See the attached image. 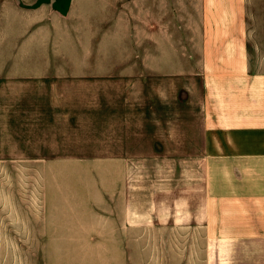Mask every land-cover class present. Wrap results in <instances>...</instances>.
I'll return each instance as SVG.
<instances>
[{"label":"crops","instance_id":"crops-1","mask_svg":"<svg viewBox=\"0 0 264 264\" xmlns=\"http://www.w3.org/2000/svg\"><path fill=\"white\" fill-rule=\"evenodd\" d=\"M118 1L119 7H113L120 15L115 28L126 21L122 15L129 13L126 6L130 5ZM117 3L113 0L111 5ZM196 3L185 0L184 26L176 38L181 28L169 16L168 3L135 1L133 71L128 65L131 59L123 53V37L117 32L110 31L111 39L102 54H91L95 23L102 20L90 9L93 1L82 2L78 14L72 16L82 46L75 59L89 65L73 75L77 79L74 89L65 88L59 75L50 76L47 70L26 74L10 66L5 69V64L14 60L1 54L0 128L5 130L0 129V135H17L10 126L17 125L12 113L20 103L25 102V110L35 113L25 119L29 128L20 131L24 149L2 146L0 159L53 157L43 153L48 151V131L38 127L46 126L47 112L58 116L55 112L64 108L66 98L75 110L103 111L105 116L102 154L61 158L103 160V193L95 187L93 194L96 200L103 198L109 212L72 220L56 216L45 221L40 217L35 221L40 229L37 233L56 239L58 246L62 237L72 239L77 252L98 251L107 257L106 264H264V0ZM47 7L44 3L37 8H17L15 0H5L0 5V28L22 30L24 36ZM16 36L6 37L12 52ZM144 78L149 81V94L143 91ZM15 79L25 82L13 84ZM47 79H51L50 85ZM134 79L138 81L131 85ZM130 94L142 101L135 108V118L124 117ZM149 106L151 117L144 118ZM179 106L184 110L183 119H177ZM177 126L183 128L178 139L173 130ZM161 133L163 146L159 145ZM33 143H37L34 148ZM129 158H179L192 160L193 167L189 164L177 178L175 162L168 171L157 167V175H167V180L152 184L151 214L145 215L147 187L138 180L135 193L129 188L125 161ZM132 194L136 213H129ZM66 223H71L67 229L73 230L60 233ZM193 239L199 240L195 261Z\"/></svg>","mask_w":264,"mask_h":264},{"label":"rangeland","instance_id":"rangeland-1","mask_svg":"<svg viewBox=\"0 0 264 264\" xmlns=\"http://www.w3.org/2000/svg\"><path fill=\"white\" fill-rule=\"evenodd\" d=\"M4 1L0 0V5ZM23 1H33L34 3L36 0H15L16 7L25 8L23 7L25 5ZM84 1L73 0L70 9L64 15L52 9L50 3H46L48 4L47 11L39 13V19L37 21L33 20L34 23L25 32L24 36L22 34L24 31L22 30L14 31V29L7 30L0 28V44L2 45V42L6 43L4 46H0V50H9L8 53L0 52V57L3 56L1 54H6L10 55L11 59L14 60L11 63H6L5 69L10 66L9 69H16L19 72L23 71L26 74H34L33 72H36V70H47L50 76L59 75L58 80L64 82L65 88L74 89L77 79L73 75L80 73L83 68L87 70L89 65L88 63L79 62L78 58L75 59V56L81 54L82 46L79 45V41L81 40L78 39V30L74 29L75 22L73 23L72 16L78 14L79 5ZM91 1H93L94 5H91L90 9L94 13H98L97 18L102 20V23L99 21L95 23L96 29L94 31L91 54H102V51L105 49L104 45L111 39L109 37L110 31L114 34L117 32L123 37L125 44L123 53L131 59L128 65H131L134 71L136 66V16L134 11L136 0H120L126 1L130 5L126 6L129 13L124 16L122 15L126 21L122 26L118 25V28H115L114 21L120 15L117 14L113 7H119L118 4L120 2L117 0L118 3L115 6L114 4L111 5L113 0ZM164 2L165 4L168 3L169 16L181 28L180 32L177 31L176 38H178V34L182 33V27L184 26L185 0H164ZM193 4H197L196 0H193ZM186 5L189 6V3ZM163 13L165 14V12ZM162 16H167V14L160 15V17ZM150 28L151 26L148 29ZM146 33L150 34L151 32L147 31ZM13 34L17 35V39L14 41V52H12V46H8L9 41L6 38L10 35L13 36ZM23 54L26 55L23 56ZM12 56L14 57L12 58ZM95 65H99L101 68L104 66L102 63H96ZM12 81L13 84L17 85L25 82L24 79ZM45 81L50 85L51 79ZM137 81L134 79L130 84L132 85V83H136ZM143 82L145 83L143 91L149 94L151 88L150 86L148 87V79L144 78ZM139 91L137 90V92ZM134 95H128L124 117L126 114L128 118H135V108L137 105L142 104V101L136 99L137 96ZM21 97L26 99L24 96H15L16 99H20ZM0 102L2 101L0 100ZM63 102L62 106L64 108L55 112L58 116L53 117L52 114L54 112H47L44 117L46 126L38 127V130L42 132L48 131V135L45 137L48 151L43 153L53 157L43 160L22 158L0 159V264L107 263V257L98 251L90 249L77 252L73 248L72 239L62 237V239L58 240V246V244H55L56 239L46 238L45 235L37 233L40 229H36L39 224L35 221L40 217L45 221H50L56 216L72 220L75 217L105 214L108 211L104 207V204H102L103 198L99 197V200H96L93 194L95 187H98L101 192L104 188L102 178L103 160L61 158L63 155H93L103 153L105 150L103 133L104 112L99 111L95 113L88 110H75L73 104L69 103L68 98ZM24 103H20L21 105L17 106L16 110L12 113L14 114L12 120L14 122L17 121V125L14 126L12 124L10 127L16 130L17 135L12 138L1 134L0 147L15 145L16 150L24 149V144L19 142L21 138L20 131L23 132L29 128L30 125H27L28 123L25 122V119H28L30 114L32 118L35 113L33 110L30 112L25 110L22 105ZM122 103H124L123 99ZM144 104L146 106V101ZM178 108L177 111H180V116L177 119H183V107L179 106ZM148 109L149 111L143 112L144 118L151 117V106ZM162 114L161 111L160 117H162ZM139 117V112H137V118ZM0 129L1 131L5 130L3 127ZM130 129L134 130V128ZM173 130L176 131L177 139L182 137V127L177 126ZM162 139L165 138H161L159 145L162 144L163 146ZM179 144L180 146L183 145L182 143ZM32 146L34 148L37 146V143H33ZM1 151H3L1 153H12L6 150ZM125 161L127 163L129 185H131L129 188L132 189V192L135 193L138 180L140 184L144 183V187H147L146 192H148L149 198L148 206L144 208L143 212L145 215L151 214L152 184L158 180H167V175H157V169L165 167V170L168 171V166L174 167L173 162H175L177 178L180 174L182 176L184 169L190 168L189 164L193 167L192 160L179 158L175 160L129 158ZM135 202V195H129V213H136L137 206L134 204ZM71 225V223H66L64 228L59 230V232L66 233V230H68L71 233L73 229H67V226L70 227ZM191 243L193 245V261H195L198 256L197 252L196 254L194 252L196 251L195 248L199 247V240L193 239Z\"/></svg>","mask_w":264,"mask_h":264},{"label":"water","instance_id":"water-1","mask_svg":"<svg viewBox=\"0 0 264 264\" xmlns=\"http://www.w3.org/2000/svg\"><path fill=\"white\" fill-rule=\"evenodd\" d=\"M71 0H36L31 5H24L25 8H37L41 4L50 3L52 9L57 10L60 14L64 15L66 14ZM23 5V4H22Z\"/></svg>","mask_w":264,"mask_h":264}]
</instances>
